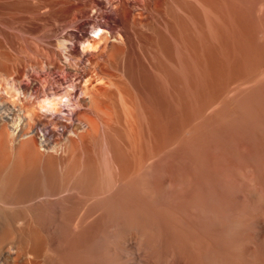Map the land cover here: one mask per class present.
<instances>
[{"label": "rangeland", "instance_id": "1", "mask_svg": "<svg viewBox=\"0 0 264 264\" xmlns=\"http://www.w3.org/2000/svg\"><path fill=\"white\" fill-rule=\"evenodd\" d=\"M82 4H78L76 0H0V71L4 73V80L6 79L9 83L34 84L36 87L39 86L42 91L48 87V85L44 87L42 81L43 83L51 82L54 84V91L59 95L71 88V93L76 94L77 101L85 96L86 85L88 87L91 85L89 90L95 92L91 93V97H94L96 102L98 101V104L94 101L93 111L89 110V112L87 109L85 111L84 108L81 110L78 107L75 108V111L67 106L61 107V109L63 108L61 112L56 113L57 115L54 113L55 116L53 117L50 112L39 111V114L41 113L40 120L43 123L41 127L45 128L46 126L49 131L52 130L51 141L54 143L61 140L51 145L52 149L48 153H44L45 157L34 151V153L28 151L26 153V149L22 145L17 146L18 149L8 156L9 151L6 154L8 148L0 145V153L3 156L0 155V161H2L0 162V172L2 171L0 186L3 188L0 187V191L1 193L3 191L4 196L19 199L20 195H25L23 191L26 194L32 192L31 190L27 193L26 190L31 188L20 189V186L22 188V185L27 186L28 183L30 185L38 181L47 182L49 179L48 184L51 182L50 185L52 186V188L49 187L50 190L54 189L52 191H55L56 188L57 194L58 192L59 194L65 192L69 187V189H73L72 193H75L73 203L79 205L73 204V207H77L72 212L74 210L77 212H71L72 218H74V221L71 219V222L74 223L69 222L70 224H68V227H71V232L70 228L66 227L67 225L58 226L59 228L51 226L50 230L53 232L51 239H53H48L49 243L47 235L43 232L42 235L39 231L40 227H32L34 224L30 222V218L32 220L36 215L39 216L40 211L36 210L38 212H35V209L28 211L25 208L23 211L22 207H17L19 208V210L15 208L17 214L21 212V209L24 212L23 215L22 212L17 215L14 210H10L22 221L19 220L20 226L17 221L15 228L11 222L9 224L11 223L12 226L5 222L6 226L0 228V247L6 251H9L8 249L12 246L18 247L19 249L16 248V250L21 252V255L18 257L17 263L20 264H66L67 261L69 262L67 264H79L80 262L83 264L84 259L87 260L88 264H133L134 249L127 242L130 243L128 237L132 239L136 233H139L140 230H138L137 225H140L143 230L145 228V241L149 239V241L160 242L157 253L170 255V257L173 254L174 256L185 254L184 256L190 257V254V258L193 259L191 260H196L193 262L194 264H206L201 256L197 258L199 255L195 252L193 235L214 236L215 234L212 232L215 230V225L217 223L220 225L216 221V217L220 218V215L224 214L231 216L233 211L230 209L235 207L236 204L234 205V203L236 198H239L238 195H240L241 190L243 191L246 186L250 187L254 182H262V184L264 182V15H262L264 8L262 13H258L256 10L257 13L253 15L249 8L250 5H247L249 4L247 0H94L92 5ZM257 14L262 15V18ZM78 19L79 21H77ZM89 21L101 22L99 30H102L103 34L108 35L109 38L107 37V40L94 38L92 26L88 24ZM257 21L260 22L257 24ZM250 23L253 26L256 24L258 28L254 26L255 29ZM78 36L84 40L77 41L75 37ZM249 36L253 40L247 39ZM100 39L105 41L101 42ZM61 42L69 43V45L66 44L67 48L60 47ZM87 44L92 45L91 50L84 47ZM54 54L60 57L59 61L55 59L57 56ZM66 56L71 58L70 65L75 68L71 67L73 76L66 73L69 70L65 66ZM49 60H52L54 64ZM2 68L4 70H1ZM63 76L69 78L64 83H71L72 86L66 84V87H61L56 84L58 82L55 79L63 78ZM0 88L4 87L1 85ZM0 94L7 96L4 94V90ZM99 94H101L100 98ZM6 98L9 99L8 96ZM25 99L19 97L18 101L20 103L26 101ZM33 99L31 98V100ZM74 103L77 102L74 101ZM78 112H81V116L77 114ZM50 115L52 116L49 117ZM70 115L71 117H69ZM55 117L57 118L55 123L59 121L61 125L54 126L51 124ZM89 118L91 121L94 120L93 123L97 122L93 124L95 126L91 129L92 133L89 129L86 131L76 129L79 126L77 123L80 124L81 121L85 123ZM36 125L35 127H37ZM71 130L75 132L70 133ZM82 131L83 134H86L82 135ZM39 133L38 139L42 141L43 132L41 128ZM56 145H60L59 149ZM66 145L68 146L66 147ZM19 149L24 150V152L21 150L22 153L19 152ZM1 150H4L5 153ZM28 153L30 154L28 155ZM51 153L53 154L50 155ZM24 155L25 158H23ZM10 159L12 160L10 161ZM28 161L32 162V165ZM40 163L42 164L40 165ZM58 163L57 167L56 164ZM62 166L63 169H61ZM26 171L29 173H25ZM143 172L147 173L148 176ZM252 172L255 174L253 175ZM18 173L23 174V177ZM39 173L43 176H39ZM65 173L67 174L65 175ZM25 175H29L28 177H31L32 180H30L31 178L27 180L28 177ZM253 176L255 179H252ZM244 178L246 179L243 180ZM146 179L151 180L147 181ZM248 179H252V181ZM51 180L58 184H53ZM2 181L6 183L1 184ZM121 183L123 184L121 185ZM10 184L13 187L17 186L13 188ZM190 185L192 191L189 188ZM21 190L22 194L20 193ZM139 190L146 193L148 197ZM235 190L239 193L237 194ZM76 192H79V195H76ZM136 192L137 194H135ZM234 192L235 195L237 194L236 196L233 194ZM189 193L195 197L189 196ZM80 197L84 198L83 200L88 198V203L86 200L83 203V200L79 199ZM98 198L100 199L98 200ZM145 198L147 199L145 200ZM188 198H192V200ZM199 200L202 202L199 203ZM137 201L138 204L140 202L139 206L136 205ZM192 204L193 206H191ZM81 209L86 210L84 212ZM26 210L31 215L27 214ZM6 212L9 214V211ZM157 212L160 213V216L157 215ZM219 212H221L220 215ZM33 213L37 214L33 216ZM84 215L88 217L86 222L84 221L85 224L88 222V226L81 221L84 220ZM82 216H84L83 219ZM194 216L198 219L193 218ZM77 219L82 224L80 222L79 225ZM147 220L148 222H146ZM22 222L25 223L21 225ZM134 222L136 223L134 224ZM212 223L215 225L213 226ZM71 224H76L74 229ZM148 224L151 226L149 227ZM30 225L32 226L29 227ZM81 225L86 227L83 228ZM203 225L204 227H202ZM133 227H135V232ZM13 228L14 231H12ZM173 228H175L174 231H172ZM120 230L123 231L118 232ZM167 230L169 232L166 233ZM83 232L86 236L83 235ZM126 232L127 236H125ZM71 235L73 236L71 237ZM219 235L221 236V233ZM39 237H42V240ZM36 238L39 239L35 240ZM177 238L182 240H177ZM84 240L88 242L85 243ZM167 240L172 241L168 243ZM173 240L175 246L172 244ZM12 241L13 245L11 244ZM51 241H53L54 246L49 245ZM43 243L45 246L48 243L47 248ZM80 243L83 247L79 246ZM117 243L121 244V247ZM166 244L170 247L166 248ZM31 245L38 249L37 252L40 257L37 256L34 262L27 261L28 259L25 257L32 251ZM69 245H71L70 249ZM105 245L107 248H104ZM112 246L121 248L118 247L117 249V252H120L117 256L118 259L114 257V253L113 257H111V252L109 253ZM73 247L75 248L73 249ZM26 248L28 249L26 250ZM65 248H67V253L64 251ZM166 249L169 251L167 252ZM181 249L186 250L187 253L180 251ZM75 250L78 251L74 252ZM25 251L28 252L25 253ZM72 251L77 253L76 256L73 253L70 254ZM88 251L89 254H87ZM82 253L83 255H81ZM60 255L63 257L62 259ZM173 257L168 258L173 260ZM72 258H75L76 261ZM38 259L40 263L37 262Z\"/></svg>", "mask_w": 264, "mask_h": 264}, {"label": "bare ground", "instance_id": "2", "mask_svg": "<svg viewBox=\"0 0 264 264\" xmlns=\"http://www.w3.org/2000/svg\"><path fill=\"white\" fill-rule=\"evenodd\" d=\"M77 2H78V4H82V3H86V4H91V3H93V1L94 0H76ZM248 1V3L249 4H247L248 6L250 5V11H252V14L254 15L255 13H262V11H263V8H264V0H247ZM83 5V4H82ZM92 5V4H91ZM85 6V5H84ZM123 5L121 4V7H122ZM120 7V6H119ZM129 7V6H128ZM247 7V6H246ZM119 9V8H118ZM117 9V11H119ZM248 9V8H247ZM256 10H257V12H256ZM125 12V11H124ZM123 13V12H122ZM246 13H247V10H246ZM117 14H118V12H117ZM251 14V15H252ZM80 15V14H79ZM119 15V14H118ZM257 15H259V16H261V18H262V15H264V14H262V15H260V14H257ZM256 16V15H255ZM118 17V16H117ZM264 17V16H263ZM79 18V17H78ZM81 18V17H80ZM251 19V18H250ZM253 19V18H252ZM251 19V20H252ZM255 19H257V18H255ZM254 19V20H255ZM253 20V22H255ZM263 20V19H262ZM77 21H79V19L77 20ZM76 21V22H77ZM88 21V20H87ZM96 21V20H95ZM258 22H260V21H257V24H258ZM87 23V22H86ZM101 23V22H100ZM99 23V21H97V22H94V21H89L88 22V24H90L91 26H92V32H96L100 27H101V24ZM261 24V23H260ZM250 25H251V23H250ZM251 26H253V25H251ZM254 26H256L257 27V25L255 24ZM253 26V27H254ZM246 28V27H245ZM255 28V27H254ZM258 28V27H257ZM256 29V28H255ZM248 30H249V28H248ZM247 30V31H248ZM251 30V29H250ZM246 31V32H247ZM245 34H247V33H245ZM80 35V34H79ZM251 35V34H250ZM112 36V35H111ZM245 36H247V35H245ZM254 35L252 34V37H253ZM83 37V36H82ZM107 37H108V35L106 36V35H104L103 34V31H101V35H100V37L99 38H101V39H105V40H107ZM252 37H247V39L248 38H251L252 39ZM84 38H85V35H84ZM84 38H83V40H84ZM109 38V37H108ZM246 38V37H245ZM254 38V37H253ZM74 39V38H73ZM75 39L77 40V41H80V40H82V38L81 37H75ZM100 39V40H101ZM116 39V38H115ZM251 39H250V41H251ZM82 40V41H83ZM105 40H101V42L102 41H105ZM117 40V39H116ZM253 40V39H252ZM73 42V41H72ZM95 42H96V40H95ZM63 42H61V46L60 47H66V44H68L69 45V43H63ZM96 44V43H95ZM97 44H99V43H97ZM108 44V43H107ZM72 45V44H71ZM105 47V46H104ZM108 47H110V46H108ZM63 48V49H64ZM67 48V47H66ZM63 49H61V51H63ZM73 49V48H72ZM68 50V49H67ZM76 50V49H75ZM101 51H102V49H101ZM101 51H98V52H101ZM95 52H97V51H95ZM70 54V53H69ZM54 55H56V54H54ZM99 55V54H98ZM104 55V54H103ZM57 56V58L55 57V59L57 60L58 59V61H59V58L60 57H58V55H56ZM74 57V56H73ZM93 57V56H92ZM101 57V56H100ZM63 58V57H62ZM51 59V58H50ZM54 59V60H55ZM55 60V61H56ZM50 61V60H49ZM52 61V60H51ZM50 61V62H51ZM61 61V60H60ZM53 62V61H52ZM51 62V63H52ZM57 62V61H56ZM70 62H71V58H69V57H67L66 56V58H65V66L67 67V69H69L68 70V72L66 71V73L69 75V76H73V74H72V69H71V65H70ZM58 63V62H57ZM50 64V63H49ZM52 64H54V62L52 63ZM51 64V65H52ZM77 65V64H76ZM39 68V67H38ZM47 68V67H46ZM58 68V67H57ZM72 68H74V67H72ZM60 69V68H59ZM62 69V68H61ZM75 69V68H74ZM1 70H4L3 68L1 69ZM48 71V70H47ZM50 71V70H49ZM65 72V71H64ZM76 72V71H75ZM49 73V72H48ZM4 73H2L1 71H0V79H1V85H2V87H4V81H6V79L4 80V75H3ZM59 76V75H58ZM6 77V76H5ZM47 77H49V75H47ZM46 77V78H47ZM52 77V76H51ZM60 77V76H59ZM76 77V76H75ZM54 79V78H53ZM63 79H65V80H63ZM69 79V78H68ZM66 77L64 78V76H63V78L61 77V78H57V79H55V81L56 82H58V83H56L57 85H59V86H65L66 84L68 85L69 84V86H72L71 85V83H64L66 80H68ZM15 80V79H14ZM43 80V79H42ZM44 80H45V78H44ZM47 80V79H46ZM13 81V80H12ZM18 81V80H17ZM49 81V80H48ZM51 81V80H50ZM53 81V80H52ZM8 84H10V85H13L15 88H16V90L17 91H19L22 95L20 96V97H24V98H26L25 100L26 101H21L20 103H19V101L17 102V103H13V102H11L8 98H6L5 96H3V95H1L0 94V145H1V147H3V146H5L4 148H8V150L6 151V154H7V152L9 151V153H8V156H10V153L12 152V153H14V151L15 150H17L18 148H17V146H20V145H22V146H24V148L26 149V153H27V151L28 152H38V154H41V156L43 157L44 156V153L45 152H47L48 153V151H50V149H52L51 148V145L53 144L54 145V143L55 142H58L59 140H57V141H55L54 143L51 141V139H50V137H51V134H52V130L51 131H49V128L48 127H46L45 126V128H42L41 126H42V122H41V113L39 114V110L37 109L35 112H33L32 111V109L35 107V105H36V103L39 101V100H42L43 98H45V97H47V98H49V99H51L53 96H64V95H67L68 96V104H67V106H69V107H71V109H74L75 110V108L77 109V107L78 108H80L81 110L84 108L85 109V111H87V112H89V110H92L93 109V107H94V101L96 102V100H94L93 98L94 97H91V93L93 94V90H89V87L91 86H87L86 85V87H85V96H83L82 97V99L80 98L79 100L80 101H77L76 100V94H74V93H71V92H69L68 90H65V92L63 93V94H61V95H59L57 92H55L54 91V84L53 83H47V81H46V83H43V81H42V85L44 86V87H46L47 85H48V87H46L43 91L41 90V88L39 87H36L34 84H22V83H14V82H12V83H9V81H8ZM37 84V83H36ZM86 84V83H85ZM91 84V83H90ZM1 85H0V87H1ZM56 85V86H57ZM52 86H53V88H52ZM66 87V86H65ZM99 88V87H98ZM97 88V89H98ZM75 89V88H74ZM93 89V88H92ZM96 89V88H95ZM4 90V88H0V91L2 92ZM53 90V91H52ZM99 90V89H98ZM80 91V90H79ZM0 92V93H1ZM83 93V94H84ZM95 93V92H94ZM97 93V92H96ZM78 95V94H77ZM101 94H99L98 96H99V98L101 97L100 96ZM95 96V95H94ZM96 96H97V94H96ZM31 98L33 99V100H31ZM39 98H42V99H39ZM21 99V98H20ZM97 99H98V97H97ZM102 99V98H101ZM19 100V99H18ZM74 101H76L77 103L75 104L74 103ZM102 102H103V100H102ZM101 102V103H102ZM97 104H98V101L96 102ZM95 103V104H96ZM99 104H100V102H99ZM67 106H60V108H59V110L57 111V112H55V114L56 113H58V112H61V110L63 109H61V107H67ZM98 106V105H97ZM100 106V105H99ZM96 107V106H95ZM97 108V107H96ZM87 109V110H86ZM102 109V108H101ZM76 111V110H75ZM93 111V110H92ZM82 112V111H81ZM81 112H78L77 114H79L80 116H81ZM84 112V111H83ZM99 113H100V110L98 111ZM47 113V112H46ZM50 113H52V112H50ZM97 113V112H96ZM99 113H97L98 115H99ZM49 114V113H48ZM55 114L54 113H52V115H53V117L55 116ZM89 114H91V113H89ZM96 114V115H97ZM47 115V114H46ZM52 115H50L49 117H51ZM57 115V114H56ZM86 115V114H85ZM91 115H93V114H91ZM78 116V115H77ZM89 117H90V115H88ZM94 116V115H93ZM100 116V115H99ZM69 117H71V115L69 116ZM84 117V116H83ZM86 117V116H85ZM95 117V116H94ZM82 118V117H81ZM93 118V117H92ZM57 118L55 117V118H53L52 119V125H54V126H59V125H61V123H59V121H58V123L56 122L55 123V120H56ZM79 119V118H78ZM84 119V118H83ZM94 119V118H93ZM92 119V120H93ZM85 120H86V118H85ZM84 120V121H85ZM95 120V119H94ZM93 120V121H94ZM93 121H91V118H89V119H87V122H85V123H83L82 121H81V123L79 124V123H77L79 126L76 128V129H78V130H87V129H89L90 131H91V129L93 128V126H95V125H93L94 123H93ZM44 122V121H43ZM97 123V122H96ZM35 124H37L36 126L37 127H35ZM48 124V123H47ZM97 125V124H96ZM64 126H66V125H64ZM68 127V126H67ZM39 128V129H38ZM40 128H41V131L43 132V134H42V136H41V138H42V141L40 140V139H38V136H39V130H40ZM74 128V127H73ZM57 129V128H56ZM70 129H71V127H70ZM96 129V128H95ZM98 129V128H97ZM58 130V129H57ZM56 130V131H57ZM88 130V131H89ZM66 132H67V130H65ZM94 131H96V130H94ZM73 132H75V131H73V130H71L70 131V133H73ZM78 133V132H77ZM80 133V132H79ZM85 133V132H84ZM91 133H92V131H91ZM54 134V133H53ZM55 134H57V133H55ZM75 134V133H74ZM86 134V133H85ZM85 134H83V131H82V135H85ZM66 135V134H65ZM82 135H80L79 134V136H82ZM57 136V135H56ZM78 136V137H79ZM252 136V135H251ZM70 137V136H69ZM72 137V136H71ZM74 138V137H73ZM81 138V137H80ZM237 138V137H236ZM239 138V137H238ZM74 139H76V138H74ZM41 142H40V141ZM70 140H72V139H70ZM61 141V140H60ZM59 141V142H60ZM68 141H69V138H68ZM67 141V142H68ZM63 144V146H64V143H62ZM67 144V143H66ZM58 145V144H57ZM56 145V146H57ZM61 145V144H60ZM59 145V146H60ZM59 146H57L58 147V149H59ZM68 145H66V147H67ZM70 146V145H69ZM65 147V148H66ZM6 148V149H7ZM22 148V147H21ZM71 148V147H70ZM1 149V148H0ZM55 149V148H54ZM67 149V148H66ZM21 149H19V152H21L20 151ZM57 150V149H56ZM2 151V150H1ZM4 151V150H3ZM2 151V152H3ZM53 151H55V150H53ZM22 152H24V150L22 151ZM21 152V153H22ZM33 152V153H34ZM55 152H57V151H55ZM3 153H5V152H3ZM30 153H28V155L30 154ZM58 153V152H57ZM61 153H62V151H61ZM256 153H258V152H256ZM5 154V155H6ZM18 154V153H17ZM53 153H51L50 155H52ZM66 154V153H65ZM0 155L2 156V153H0ZM12 155V154H11ZM16 155V154H15ZM25 155H27V154H25ZM25 155H24V157L23 158H25ZM27 155V156H28ZM34 155V154H33ZM46 155V154H45ZM58 155V154H57ZM60 155H62V154H60ZM1 156H0V158H1ZM7 156V157H8ZM22 156V155H21ZM32 156V155H31ZM54 156V155H53ZM56 156V155H55ZM54 156V157H55ZM259 156V155H258ZM262 156V155H261ZM3 157V156H2ZM12 158H13V156H11ZM16 157H17V155H16ZM15 157V158H16ZM20 157V156H19ZM30 157V156H29ZM34 157H36L35 155H34ZM45 157V156H44ZM62 157V156H61ZM60 157V158H61ZM31 158V157H30ZM262 158V157H261ZM27 159H29L28 157H27ZM33 160L35 159V158H32ZM40 159V158H39ZM56 159V158H55ZM5 160V159H4ZM6 160H8L7 158H6ZM12 159H10V161H11ZM14 160V159H13ZM30 160V159H29ZM32 161V160H31ZM39 161V160H38ZM43 161V160H42ZM42 161H40V162H42ZM46 161H47V159H46ZM0 162H2V161H0ZM4 162V161H3ZM6 162V161H5ZM33 162V161H32ZM32 162H29L28 161V163H31V165H32ZM37 162V161H36ZM52 162V161H51ZM7 163V162H6ZM28 163H27V165H28ZM35 163V162H34ZM33 163V164H34ZM38 163V162H37ZM44 163V162H43ZM46 163V162H45ZM44 163V164H45ZM49 163V162H48ZM54 163V162H53ZM52 163V164H53ZM26 164V163H25ZM42 163H40V165H41ZM43 164V165H44ZM51 164V165H52ZM53 165H55V164H53ZM58 165H59V163L58 164H56V166L58 167ZM2 166V165H1ZM34 166V165H33ZM147 166V165H146ZM149 166V165H148ZM4 167V166H3ZM3 167H2V169H3ZM8 167V166H7ZM27 167V166H26ZM36 167H37V165H36ZM45 167V166H44ZM48 167V166H47ZM46 167V168H47ZM53 167V166H52ZM57 167H56V169H57ZM145 167V166H144ZM9 168V167H8ZM30 168H31V166H30ZM40 169H42L41 167H39ZM38 168V169H39ZM149 168V167H148ZM147 168V169H148ZM11 169V168H10ZM24 169V168H23ZM32 169V168H31ZM48 169H49V167H48ZM50 169H51V167H50ZM55 169V168H54ZM55 169V170H56ZM61 169H63V166H62V168ZM65 169V168H64ZM143 169V168H142ZM142 169H141V171H142ZM1 170V169H0ZM9 170V169H8ZM12 170V169H11ZM10 170V171H11ZM22 170V169H21ZM20 170V171H21ZM34 170V169H33ZM44 170V169H43ZM47 170V169H46ZM145 170V169H144ZM5 171V170H4ZM19 171V172H20ZM37 172H38V170H36ZM40 171V170H39ZM50 171V173H52L51 172V170H49ZM53 171V170H52ZM62 171V170H61ZM66 171V170H65ZM241 171V170H240ZM239 171V172H240ZM2 172V171H1ZM1 172H0V175H1ZM12 172V171H11ZM14 172V171H13ZM18 172V171H17ZM16 172V173H17ZM33 172V171H32ZM146 172V171H145ZM145 172H143V174L145 173ZM149 172V171H148ZM151 172V171H150ZM149 172V173H150ZM244 172V171H243ZM10 173V172H9ZM9 173H7V175L9 174ZM21 173H23V172H21ZM25 173H29V172H25ZM24 173V174H25ZM34 173H36L35 171H34ZM45 173H46V171H45ZM61 173V172H60ZM59 173V174H60ZM3 174V173H2ZM20 176H22L23 177V174H20V173H18ZM47 174H48V171H47ZM67 173H65V175H66ZM140 174V173H139ZM146 174V176H148L147 175V173H145ZM252 174H253V172H252ZM255 174V173H254ZM253 174V175H254ZM4 175V174H3ZM5 175H6V173H5ZM18 175V176H19ZM62 175V174H61ZM142 175V174H141ZM239 175V174H238ZM244 175V174H243ZM9 176V175H8ZM7 176V177H8ZM26 176V175H25ZM29 176V175H28ZM28 176H26V177H28ZM30 176H32V175H30ZM39 176H41L40 175V173H39ZM38 176V177H39ZM43 176V175H42ZM41 176V177H42ZM47 176V175H46ZM139 176V175H138ZM237 176V175H236ZM242 176V175H241ZM5 177V176H4ZM26 177H24V178H26ZM37 177V176H36ZM48 177V176H47ZM62 177H63V175H62ZM61 177V178H62ZM188 177V176H187ZM191 177V176H190ZM189 177V178H190ZM234 177V176H233ZM243 177V176H242ZM241 177V178H242ZM249 177V176H248ZM252 177V176H251ZM254 177V176H253ZM259 177V176H258ZM260 177H261V175H260ZM10 178V177H9ZM8 178V179H9ZM29 178H31V177H28V179L27 180H29ZM34 178H35V175H34ZM142 178V177H141ZM140 178V179H141ZM193 178V177H192ZM241 178H240V180H241ZM246 178H247V175H246ZM246 178H244L243 180H245ZM3 179V178H2ZM5 179V178H4ZM3 179V180H4ZM16 179H18V178H16ZM39 179V178H38ZM46 179H48V178H46ZM63 179V178H62ZM139 179V178H138ZM139 179V180H140ZM143 179H144V176H143ZM186 179V178H185ZM188 179V178H187ZM186 179V180H187ZM235 179V178H234ZM236 179H238V177H236ZM235 179V180H236ZM252 179H255V177L254 178H252ZM252 179H250L251 181H252ZM257 179V178H256ZM20 180V179H19ZM30 180H32V178L30 179ZM34 180V179H33ZM40 180V179H39ZM41 180H42V178H41ZM53 180V179H52ZM51 180V181H52ZM64 180V179H63ZM138 180V181H139ZM142 180V179H141ZM147 180V179H146ZM149 180H151V179H148L147 181H149ZM249 180V179H248ZM249 180V181H250ZM7 181V180H6ZM26 181V180H25ZM48 181H49V179H48ZM48 181L47 182H45V181H38V182H35V183H31L30 185H28V184H26L27 186H23L22 185V188H21V186H20V189H27V188H31L30 190H26L27 191V193L28 192H30L31 190H32V192L31 193H29V194H26V192L25 191H23V194H25L24 196L22 195H20V200L17 198H9L8 196H4L3 195V191H2V193H1V191H0V228H3L4 227V225L6 224L5 222H8V225H10L11 223L14 225V228H15V223L18 221L19 222V226H20V221H22L21 220V218L20 219H18L16 216L19 214V213H21L22 212V215L24 214V209L23 208H25V209H28V211H34V209H35V212H38V211H40V213H38V214H40L39 216L38 215H36V214H34L33 213V216L34 215H36L34 218H32V220H31V218H30V222L32 223V224H34L33 226L32 225H30L29 227H35V226H37V228H38V226L40 227L39 228V231H41V234L43 235V233H45V235H47L46 237H48L47 238V241H48V239H50V240H52L51 239V234L53 233V232H51V226H54V227H56V228H59L58 226H65V225H67L66 227H68L69 225L68 224H70V223H74V222H71V219L74 221V218H72V213H76L77 211L76 210H74L73 212H72V210L73 209H75L77 206L76 205H78V203L76 204V203H73L74 201H73V198L75 197V196H73L75 193H72L73 191V189H69V188H67L68 190H65V192H61V194H59V192H58V194H57V192H55L56 191V188H55V191H52V190H54V189H52V190H50V188H52V186L50 185L51 184V182L48 184ZM54 181V180H53ZM52 181V182H53ZM238 181V180H237ZM259 181H260V179H259ZM18 182V181H17ZM16 182V183H17ZM56 182V181H55ZM55 182H53V184L55 183ZM59 182V181H58ZM143 182H144V184L146 183L145 182V179L143 180ZM151 182V181H150ZM188 182V181H187ZM240 182V181H239ZM248 182V181H247ZM254 182V181H253ZM257 182V181H256ZM4 183H6V182H4ZM3 183V181L1 182V184H4ZM8 183H10L9 181H8ZM63 183V182H62ZM62 183L60 184V186L62 185ZM139 183V182H138ZM152 183V182H151ZM191 183H193V182H191ZM237 183V182H236ZM241 183V182H240ZM250 183V182H249ZM255 183V182H254ZM252 183L253 185H251L250 187H247L246 186V188L242 191L241 189H243V188H241L240 190H241V192H240V195H238L239 196V198L237 199L236 198V202L234 203V205H235V207H233V209H230L231 211H233V212H231V213H229V214H231V216L229 217V216H226V214H224V213H222V214H224V215H220V213L221 212H219V215H220V218L219 217H216V216H214V217H216V221H218L219 223H220V227L218 226L217 227V224L215 225V224H213L212 223V225L214 226L215 225V230H214V232H212V233H214L215 235L214 236H204L203 234L202 235H199V234H197V236L195 235H193L194 234V232H192V231H190V232H192L193 234H191V235H193V239H195V242H193L194 240H191L194 244L193 245H195V252L199 255H197L198 257L197 258H199L200 256L203 258L202 260H205V263L206 264H264V186H263V184H264V182H263V184H262V182L261 183ZM15 184V183H14ZM18 184V183H17ZM25 184V183H24ZM56 184V183H55ZM58 184V183H57ZM56 184V185H57ZM64 184H65V181H64ZM123 183H121V185H122ZM141 184H142V182H141ZM243 184H246V183H243ZM251 184V183H250ZM249 184V185H250ZM10 185H12V184H10ZM50 185V186H49ZM68 185V184H67ZM139 185H140V183H139ZM151 185H153V184H151ZM5 186H6V184H5ZM15 186H17V185H15ZM15 186L13 187V185H12V187L13 188H15ZM19 186V185H18ZM138 186V185H137ZM144 186V185H143ZM147 186V185H146ZM156 186V185H155ZM185 186H187V185H185ZM240 186H242L241 184H240ZM245 186V185H244ZM243 186V187H244ZM1 187V186H0ZM11 187V186H10ZM50 187V188H49ZM54 187V186H53ZM58 187V186H57ZM142 187V186H141ZM148 187V186H147ZM238 187V186H237ZM236 187V188H237ZM2 188V187H1ZM7 188V187H6ZM8 188H9V186H8ZM19 188V187H18ZM41 188V189H40ZM59 188V187H58ZM58 188H57V190H58ZM64 188L66 189V187L64 186ZM140 188V187H139ZM138 188V189H139ZM187 188H188V186H187ZM189 188H191V185L189 186ZM3 189V188H2ZM10 189V188H9ZM75 189V188H74ZM138 189H136V190H138ZM150 189V188H149ZM151 189H152V187H151ZM154 189H156V188H154ZM158 189V188H157ZM185 189V188H184ZM1 190V189H0ZM6 190V189H5ZM8 190V189H7ZM17 191H19L18 189H16ZM15 190V191H16ZM59 190H60V188H59ZM142 190H143V188H142ZM153 190V189H152ZM187 190H189V189H187ZM237 191H239L238 189H236ZM236 190H235V192H236ZM17 191H16V193H17ZM139 191H141V190H139ZM139 191H137L138 193H139ZM144 191V190H143ZM143 191H141V193L143 192ZM146 191V190H145ZM150 191V190H149ZM149 191H147L148 193H149ZM154 191V190H153ZM191 191H192V188H191ZM6 192V191H5ZM10 192V191H9ZM13 192V191H12ZM22 192V190L20 191V193ZM25 192V193H24ZM137 192L135 193V194H137ZM235 192L233 193L234 195H235ZM11 193V192H10ZM15 193V194H16ZM19 193V192H18ZM64 193V194H63ZM155 193H156V191H155ZM237 194L239 193V192H236ZM22 194V193H21ZM79 195V192L77 193L76 192V195ZM143 195L145 194L146 195V193H142ZM184 194V193H183ZM236 194V195H237ZM8 195V194H7ZM139 195H140V193H139ZM138 195V196H139ZM144 195V196H145ZM152 195H154V194H152ZM157 195H158V193H157ZM189 196H191L192 194H188ZM235 195V196H236ZM15 196V195H14ZM82 196H84L83 194H82ZM141 196V195H140ZM147 196V195H146ZM155 196V195H154ZM153 196V197H154ZM159 196V195H158ZM179 196V195H178ZM193 196V195H192ZM232 196V195H231ZM230 196V197H231ZM77 197H79V196H77ZM148 197V196H147ZM150 197V196H149ZM152 197V196H151ZM180 197V196H179ZM182 197H184V196H182ZM186 197V196H185ZM184 197V198H185ZM195 196H193V198H194ZM154 198H156V197H154ZM177 198V197H176ZM184 198H182L183 200H184ZM79 199H82L81 197L79 198ZM84 199V198H83ZM82 199V200H83ZM100 198H98V200H99ZM147 198H145V200H146ZM151 198H149V200H150ZM157 199V198H156ZM180 199V198H179ZM188 199H190V198H188ZM75 200V199H74ZM77 200H78V198H77ZM86 201L87 200H89L88 198L87 199H85ZM85 200H83L82 202L84 203V201ZM141 200H143L142 198H141ZM153 200V199H152ZM174 200H175V198H174ZM190 200H192V198L190 199ZM233 200H235V199H233ZM140 201V200H139ZM148 201V200H147ZM151 201V200H150ZM153 201H155V200H153ZM152 201V202H153ZM176 202H177V200H175ZM179 201V200H178ZM186 201H187V199H186ZM228 201V200H227ZM226 201V202H227ZM76 202V201H75ZM144 202V201H143ZM142 202V203H143ZM188 202H189V200H188ZM187 202V203H188ZM190 202H194V201H190ZM195 202H198V201H195ZM202 202V201H201ZM200 202V200H199V203H201ZM231 202H232V199H231ZM86 203H88V201L86 202ZM137 204L136 205H138L139 206V204H140V202H139V204H138V201L136 202ZM141 203V204H142ZM145 203V202H144ZM148 203V202H147ZM198 203V204H199ZM204 203V202H203ZM202 203V204H203ZM73 204H76L75 206L76 207H73ZM151 204V203H150ZM154 204V203H153ZM156 204V203H155ZM154 204V205H155ZM179 204H181L182 205V203H180L179 202ZM178 204V205H179ZM196 204V203H195ZM209 204V203H208ZM213 204V203H212ZM228 204V203H227ZM231 204V203H230ZM82 205V203L80 204V206ZM87 205V204H86ZM143 205V204H142ZM141 205V207L142 208H144L143 206ZM152 205V204H151ZM153 205V206H154ZM184 205V204H183ZM186 205V204H185ZM188 205H190V204H188ZM204 205V204H203ZM203 205H199V206H203ZM229 205V204H228ZM79 206V205H78ZM150 206V205H149ZM168 206V205H167ZM191 206H193V204L191 205ZM198 206V207H199ZM210 206V205H209ZM217 206V205H216ZM215 206V207H216ZM17 207H22V209H23V211H22V209H21V212H19L18 214H17V212L15 211V208H17ZM84 207V206H83ZM137 207V206H136ZM148 207V206H147ZM164 207V206H163ZM172 207H173V205H172ZM176 207V206H175ZM183 207V206H182ZM187 207V206H186ZM195 207H197V206H195ZM214 207V206H213ZM212 207V208H213ZM225 207V206H224ZM223 207V208H224ZM228 207V206H227ZM19 208H17L18 210H19ZM85 208V207H84ZM87 208V207H86ZM168 208V207H167ZM176 208H178V207H176ZM190 208V207H189ZM217 208V207H216ZM222 208V209H223ZM80 209V208H79ZM145 209H147V208H145ZM145 209H143V210H145ZM151 209V208H150ZM150 209H148V210H150ZM164 209H166V208H164ZM169 210H170V208H168ZM179 209V208H178ZM187 209V208H186ZM193 209V208H192ZM202 209V208H201ZM205 209H207L206 207H205ZM217 209H219V208H217ZM221 209V208H220ZM10 210H14L16 213L15 214H17L16 216L15 215H13V213L14 212H12V211H10ZM17 210V211H18ZM36 210H38V211H36ZM82 210V209H81ZM81 210H78V212L80 211L81 212ZM84 210H86V209H83L82 211H84ZM135 210H137V209H135ZM161 210V209H160ZM213 210V209H212ZM229 210V211H230ZM6 211H9V214H8V212H6ZM27 211V210H26ZM25 211V212H26ZM26 212L27 214H30L29 212ZM147 211V210H146ZM153 211V210H152ZM180 211V210H179ZM183 211H185V210H183ZM190 211V210H189ZM206 211V210H205ZM208 211V210H207ZM206 211V212H207ZM218 211V210H217ZM220 211V210H219ZM227 211V210H226ZM4 212V213H3ZM5 212H6V215H5ZM10 212H12V214H10ZM72 212V213H71ZM85 212V211H84ZM136 212V211H135ZM154 212V211H153ZM166 212V211H165ZM168 212V211H167ZM182 212V211H181ZM186 212L188 213V209L186 210ZM194 212V211H193ZM196 212H197V210H196ZM199 212H200V209H199ZM212 212V211H211ZM225 212V211H224ZM83 213V212H82ZM89 213V212H88ZM88 213H86V214H88ZM161 213H164V212H161ZM169 213H170V211H169ZM179 213V212H178ZM8 214V215H7ZM79 214V213H78ZM138 214V213H137ZM144 214H146V213H144ZM160 213H158L157 212V215H159ZM174 214V213H173ZM173 214H171V215H173ZM176 214H177V212H176ZM203 214H205V213H203ZM208 214H210V212H208ZM218 214V213H217ZM21 215V214H20ZM21 215V216H22ZM31 215V214H30ZM83 215V214H82ZM163 215V214H162ZM180 215V214H179ZM182 215V214H181ZM189 215V214H188ZM193 215H195V214H193ZM199 215H201V214H199ZM20 216V217H21ZM38 216V217H37ZM74 216V215H73ZM78 217H79V215H77ZM85 216V215H84ZM84 216H82L81 218L83 219V217ZM90 216V215H89ZM145 216V215H144ZM155 216V215H154ZM160 216V215H159ZM164 216V215H163ZM178 216V215H177ZM198 216V215H197ZM208 216H210V215H208ZM226 216V217H225ZM25 217V216H24ZM28 217V216H27ZM30 217V216H29ZM32 217V216H31ZM76 217V216H75ZM141 217V216H140ZM139 217V218H140ZM142 217H143V215H142ZM188 217V216H187ZM192 217V216H191ZM202 217H203V215H202ZM211 217V216H210ZM213 217V218H214ZM23 218V217H22ZM42 218V219H41ZM81 218H79L80 220H81ZM86 218H88V217H86L85 216V218H84V220H81V221H83V223H84V221L86 220ZM127 218V217H126ZM147 218V217H146ZM171 218V217H170ZM169 218V219H170ZM178 218V217H177ZM193 218H196V219H198L197 217H193ZM205 218V217H204ZM163 219V218H162ZM175 219V218H174ZM179 219V218H178ZM177 219V220H178ZM185 219V218H184ZM183 219V220H184ZM208 219H210V218H208ZM215 219V218H214ZM226 219H227V221H226ZM20 220V221H19ZM78 220V219H77ZM137 220V219H136ZM143 220H144V218H143ZM151 220V219H150ZM149 220V221H150ZM153 220H154V218H153ZM158 220V219H157ZM182 220V221H183ZM204 220V219H203ZM207 220V219H206ZM24 221V220H23ZM25 221H27V220H25ZM81 221H79L78 220V223H79V225H80V222ZM88 221V220H87ZM9 222H11L10 224H9ZM28 222V221H27ZM26 222V223H27ZM70 222V223H69ZM77 222V221H76ZM86 222V221H85ZM127 222V221H126ZM146 222H148V220L146 221ZM151 222V221H150ZM156 222V221H155ZM158 222V221H157ZM169 222H171V221H169ZM173 222V221H172ZM175 222V221H174ZM179 222H181V221H179ZM199 222H201V221H199ZM205 222V221H204ZM208 222V221H207ZM25 223V222H24ZM23 222H22V224L21 225H23L24 224ZM88 223V222H87ZM87 223L85 224L84 223V225H87ZM133 223V222H132ZM136 222H134V224H135ZM143 223V222H142ZM153 224H154V222H152ZM166 223V222H165ZM165 223H163V224H165ZM176 223V222H175ZM216 223V222H215ZM81 224H82V222H81ZM133 224V225H134ZM138 224V223H137ZM153 224H152V226H153ZM163 224H161V225H163ZM167 224V223H166ZM171 224V223H170ZM187 224H188V222H187ZM204 224V223H203ZM26 225V224H25ZM29 225V224H28ZM76 224H71V226L73 227V229H74V226H75ZM78 225V226H79ZM84 225H81L83 228L84 227H86V226H84ZM89 225V224H88ZM87 225V226H88ZM128 225V224H127ZM144 225V224H143ZM157 225H159V224H157ZM169 225V224H168ZM177 225V224H176ZM179 225V224H178ZM182 225V224H181ZM197 225V224H196ZM196 225H194V226H196ZM209 225V224H208ZM6 226V225H5ZM10 226H12V225H10ZM10 226H9V228H10ZM131 226H132V224H131ZM138 227V230H140L139 231V233H136L135 235H134V238H130V237H128L130 240H128V241H130V243H128L127 242V244H129V246H132V248L134 249V252H133V256H134V263L133 264H194L193 262H195V261H192L193 259L192 258H190L191 257V255L189 254V256L190 257H188V256H184L185 254H183V256H181V255H179L178 254V256H174V254H173V260H171V259H169V258H172V257H170V255H168V256H166V255H163V254H161L160 252H158L157 253V251H159V249H157V247H158V243H160V242H153V241H149V239H148V237H147V239H148V241L146 240L145 241V232H144V230H145V228H144V230H143V228H141V226L140 225H137ZM145 226V225H144ZM143 226V227H144ZM148 226H149V224H148ZM148 226H146V227H148ZM151 226V225H150ZM149 226V227H150ZM155 227H156V225H154ZM188 226V225H187ZM192 226V225H191ZM212 226V227H213ZM125 227V226H124ZM148 227V228H149ZM160 227V226H159ZM166 227V226H165ZM164 227V228H165ZM173 227V226H172ZM171 227V228H172ZM193 227V226H192ZM198 227V226H197ZM202 227H204V225L202 226ZM216 227H217V230H216ZM7 228V227H6ZM9 228H8V230H9ZM14 228H13V230L12 231H14ZM26 229H27V227H25ZM56 228H55V230H56ZM68 228H70V232H71V227H68ZM115 228V227H114ZM126 228H127V226H126ZM130 228V227H129ZM129 228H128V230H129ZM134 228L135 227H133V230H134ZM157 228V227H156ZM167 228V227H166ZM171 228H170V230H171ZM183 228V227H182ZM189 228V227H188ZM191 228V227H190ZM209 228V227H208ZM210 228H211V226H210ZM29 230H30V228H28ZM42 229V230H41ZM33 230H34V228H33ZM53 230H54V228H53ZM79 230H80V227H79ZM85 230H86V228H85ZM84 230V231H85ZM87 230H89V228H87ZM124 230H125V228H124ZM143 230V231H142ZM146 230H147V228H146ZM175 230V228H173V230L172 231H174ZM196 230H197V228H196ZM2 231V230H1ZM32 231V230H31ZM35 231V230H34ZM38 231V232H39ZM67 231V230H66ZM121 231H123V230H120V231H118V232H121ZM147 231H149V230H147ZM146 231V232H147ZM171 231V232H172ZM177 231V230H176ZM203 231H205L204 230V228H203ZM203 231H200L201 233L203 232ZM207 231V230H206ZM211 231H213V230H211ZM16 232V231H15ZM36 232H37V230H36ZM35 232V233H36ZM43 232V233H42ZM86 232V231H85ZM125 232V231H124ZM134 232H135V230H134ZM137 232V231H136ZM153 232V231H152ZM151 232V233H152ZM167 232H169L168 230L166 231V233ZM178 233H179V231H177ZM208 232V231H207ZM216 232V233H215ZM35 233H34V235H35ZM68 233V232H67ZM131 233V232H130ZM154 234H155V232H153ZM157 233V232H156ZM159 233V232H158ZM162 233V232H161ZM164 233V232H163ZM172 233H174V232H172ZM196 233H198V232H196ZM195 233V234H196ZM206 233V232H205ZM217 233H221V236L218 234V236H217ZM37 234V233H36ZM38 234H40V233H38ZM40 234V235H41ZM73 234V233H72ZM119 234H121V233H119ZM125 234V233H124ZM148 234V233H147ZM146 234V235H147ZM170 234V233H169ZM185 234V233H184ZM190 234V233H189ZM210 235H211V233H209ZM208 234V235H209ZM17 235V234H16ZM53 235V234H52ZM68 235V234H67ZM70 235V234H69ZM83 235H84V232H83ZM87 235H88V237H89V234L87 233ZM128 234H127V232H126V235L125 236H127ZM150 235V234H149ZM148 235V236H149ZM160 235V234H159ZM165 235V234H164ZM166 235H168V234H166ZM173 235V234H172ZM172 235H170L171 237H173ZM186 235V234H185ZM191 235H189V236H191ZM20 236V235H19ZM36 236H39V235H36ZM73 235H71V237H72ZM84 236H86V235H84ZM120 236V235H119ZM122 236H123V234H122ZM150 236H152V235H150ZM158 236V235H157ZM163 236V235H162ZM169 236V237H170ZM182 236V235H181ZM43 238H44V236H42ZM42 237H39L40 238V240H42ZM83 237V236H82ZM81 237V238H82ZM156 237V236H155ZM154 237V238H155ZM164 237V236H163ZM165 237H167V236H165ZM177 237H178V235H177ZM182 237H184L185 238V236H182ZM182 237H180V238H182ZM15 238H16V236H15ZM18 238H20V237H18ZM17 238V239H18ZM21 238H22V236H21ZM39 238H36L35 240H37V239H39ZM90 238V237H89ZM125 238V237H124ZM161 238V237H160ZM183 238V239H184ZM191 238V237H190ZM13 239V238H12ZM11 239V240H12ZM85 239H86V237H85ZM162 239V238H161ZM170 239H172V238H170ZM179 238H177V240H178ZM14 240V239H13ZM33 240V239H32ZM39 240V241H40ZM45 240V239H44ZM82 240V239H81ZM176 240V239H175ZM179 240H182V239H179ZM190 240V239H189ZM17 241V240H16ZM18 241H19V239H18ZM17 241V242H18ZM46 241V240H45ZM45 241H42V242H44L45 243ZM46 241V242H47ZM54 241V240H53ZM53 241H51L50 242V244L49 245H51V246H54V244L52 243ZM87 241V240H86ZM86 241L84 240V242L86 243ZM89 241H90V239H89ZM122 241V240H121ZM157 241H158V239H157ZM159 241H161L160 239H159ZM164 241V240H163ZM166 241V240H165ZM164 241V242H165ZM168 241V240H167ZM172 241V240H171ZM171 241H168V243H171ZM9 242V241H8ZM11 242V241H10ZM14 242H15V240H14ZM16 242V243H17ZM55 242V241H54ZM88 242V241H87ZM113 242H115V241H113ZM162 242V241H161ZM177 242V241H176ZM181 242H184V241H181ZM186 242H188V241H186ZM33 243V242H32ZM34 243H35V241H34ZM38 243V242H37ZM43 243V245L45 246V244ZM48 243H49V241H48ZM47 243V244H48ZM58 243V242H57ZM74 243V242H73ZM81 243H83V242H81ZM81 243H80V245L79 246H82L83 247V245H81ZM90 243V242H89ZM167 243V242H166ZM12 245H13V241H12V243H11ZM10 244V245H11ZM18 244H20V243H18ZM39 244H41L42 245V243H39ZM47 244H46V248H47ZM84 244V243H83ZM110 244V243H109ZM118 244V243H117ZM164 244V243H163ZM173 246H175L174 244V240H173ZM178 244V243H177ZM176 244V245H177ZM186 244V243H185ZM184 244V245H185ZM191 244V243H190ZM2 245V244H1ZM15 245V244H14ZM29 245V244H28ZM28 245H27V247H28ZM35 245H37V244H35ZM58 245V244H57ZM75 245V244H74ZM78 245V244H77ZM87 245H88V243H87ZM86 245V246H87ZM90 245V244H89ZM108 245V244H107ZM107 245H105L104 246V248L106 247L107 248ZM118 245H120V247H121V244H118ZM126 245V244H125ZM124 245V246H125ZM161 245V244H160ZM168 244H166V248L167 247H170V245L169 246H167ZM178 245H180V243L178 244ZM183 245V246H184ZM189 245V244H188ZM192 245V244H191ZM6 246H8V245H6ZM17 246V245H16ZM32 246V245H31ZM38 246H40V245H38ZM59 246V245H58ZM70 246L71 245H69V249H70ZM78 246V247H79ZM91 246V245H90ZM116 246V245H115ZM115 246H112V247H110V249H109V253L111 252V254H112V256L110 255V254H108V255H110L111 257H113V253H114V257H116L117 258V256L119 255V253L120 252H117V249H118V247L119 246H117V248L115 247ZM162 246V245H161ZM187 246V245H186ZM185 246V247H186ZM190 246V245H189ZM10 247V246H9ZM20 247V246H19ZM30 247V246H29ZM41 247V246H40ZM75 247H77V246H75ZM75 247H73V249L75 248ZM81 247V248H82ZM92 247V246H91ZM115 247V248H114ZM119 247V248H120ZM126 247V246H125ZM125 247H124V249H125ZM164 247H165V245H164ZM178 247V246H177ZM180 247H182V246H180ZM1 248V247H0ZM5 248H7V247H5ZM16 248L17 249H19L18 247H14V246H12V247H10L8 250L9 251H6L4 248H1L0 249V264H8V263H10V264H20L19 262L17 263V259H18V257L21 255L19 252H18V250H16ZM24 248V247H23ZM54 248V247H53ZM80 248V249H81ZM87 248V247H86ZM129 248V247H128ZM161 248V247H160ZM172 248V247H171ZM191 248H193V247H191ZM191 248H189V249H191ZM28 248H26V250H27ZM44 249V248H43ZM42 249V250H43ZM66 249L67 248H65V252L67 253V251H66ZM78 249V248H77ZM83 249V248H82ZM81 249V250H82ZM92 249V248H91ZM121 249V248H120ZM120 249H119V251H120ZM164 249V248H163ZM180 249V248H179ZM184 249V248H183ZM183 249H181L180 251H186V250H183ZM24 250H25V248H24ZM37 250L38 249H35V248H33V246H32V251H30V253L29 254H25L26 252H28V251H25V257H26V259H28L27 261H29V262H34L35 260L34 259H36V257L39 255L38 254V252H37ZM53 250V249H52ZM57 250H59L58 249V247H57ZM72 250V249H71ZM87 250V249H86ZM90 250V249H89ZM129 250V249H128ZM131 250V249H130ZM129 250V251H130ZM171 250V249H170ZM177 250V249H176ZM12 251H16L15 253L13 252L12 253ZM20 251V250H19ZM44 251V250H43ZM70 251V250H69ZM78 251V250H77ZM76 250L74 251V252H77ZM80 251V250H79ZM92 251V250H91ZM90 251V252H91ZM123 251V250H122ZM125 251V250H124ZM164 251V250H163ZM166 251L168 252L169 250H167L166 249ZM179 251V252H180ZM193 251H194V249L192 250V253H193ZM23 252V251H22ZM32 252V253H31ZM40 252V251H39ZM61 252H63L62 250H61ZM73 251L70 253V254H75ZM85 252H87V251H85ZM107 252V251H106ZM167 252H165V253H167ZM190 252V251H189ZM43 253V252H42ZM47 253V252H46ZM49 253V252H48ZM53 253V252H52ZM60 253V252H59ZM69 253V252H68ZM84 253V252H83ZM83 253L81 254V255H83ZM129 253V252H128ZM170 253V252H169ZM185 253H187V251L185 252ZM40 254H41V252H40ZM43 254H45V253H43ZM50 254H51V252H50ZM54 254V253H53ZM58 254V253H57ZM77 254V253H76ZM76 254H75V256H76ZM79 254V253H78ZM87 254H89V251H88V253ZM105 254V253H104ZM122 254V253H121ZM125 254H126V252H125ZM131 254H132V252H131ZM42 255V254H41ZM40 255V256H41ZM52 255V254H51ZM55 255V254H54ZM62 256H63V254H61ZM60 255V256H61ZM86 255V254H85ZM91 256H92V252H91V254H90ZM107 255V254H106ZM107 255V256H108ZM130 255V254H129ZM50 256V255H49ZM57 256H59V255H57ZM61 256V259L63 258ZM64 256L65 257H67L65 254H64ZM68 256H70V255H68ZM74 256V255H73ZM80 256V255H79ZM89 256V255H88ZM128 256V255H127ZM132 256V255H131ZM194 256V255H193ZM24 257V256H23ZM39 257V256H38ZM45 257H46V255H45ZM51 257V256H50ZM54 257H56V256H54ZM71 257V256H70ZM81 257V256H80ZM79 257V258H80ZM87 257V256H86ZM121 257V256H120ZM169 257V258H168ZM21 258V257H20ZM40 258V257H39ZM43 258V257H42ZM77 258V257H76ZM92 258V257H91ZM107 258V257H106ZM109 258V257H108ZM129 258V257H128ZM196 258V257H195ZM25 259V260H26ZM47 259V258H46ZM45 259V260H46ZM58 259H60V258H58ZM69 259V258H68ZM67 259V260H68ZM71 259V258H70ZM72 259H74L75 260V258H72ZM84 259V258H83ZM88 259V258H87ZM118 259V258H117ZM121 259V258H120ZM192 259V260H191ZM21 260V259H20ZM24 260V261H25ZM42 260V259H41ZM44 260V261H45ZM64 260V259H63ZM66 260V259H65ZM64 260V261H65ZM73 260V261H74ZM109 260H110V258H109ZM114 260V259H113ZM62 261V260H61ZM72 261V260H71ZM72 261V262H73ZM76 261V260H75ZM80 261H82L81 259H80ZM85 261V262H84ZM84 263L83 264H88V262H87V260L86 259H84ZM89 261H91V260H89ZM108 261V260H107ZM112 261V260H111ZM122 262H124L123 260H121ZM127 261H129V260H127ZM198 261H199V259H198ZM3 262V263H2ZM28 262V263H29ZM37 262H39L40 263V261H39V259H38V261ZM79 262V261H78ZM114 262H116L115 260H114ZM119 262V261H118ZM121 262V263H122ZM129 262H131V261H129ZM24 263V262H23ZM65 263V262H64ZM67 263H69L68 261H67ZM66 263V264H67ZM75 263V262H74ZM91 263V262H90ZM125 263V262H124ZM128 263V262H127ZM132 263V262H131ZM31 264H35V263H31ZM44 264V263H43ZM61 264V263H60ZM70 264H73V263H70ZM76 264V263H75ZM79 264H81V262L79 263ZM117 264V263H116ZM196 264V263H195Z\"/></svg>", "mask_w": 264, "mask_h": 264}, {"label": "clouds", "instance_id": "3", "mask_svg": "<svg viewBox=\"0 0 264 264\" xmlns=\"http://www.w3.org/2000/svg\"><path fill=\"white\" fill-rule=\"evenodd\" d=\"M102 30H97L93 33L94 38H99ZM87 50L92 49L91 44H87L84 46ZM69 92L72 91L71 88L68 89ZM4 94L7 95L11 102L17 103L19 97L22 95L13 85L8 84L7 81H4ZM68 96H53L51 99L45 97L42 100H39L35 107L32 109L35 112L37 109L40 112H52L55 113L59 110L60 106H67ZM71 110V109H70Z\"/></svg>", "mask_w": 264, "mask_h": 264}]
</instances>
